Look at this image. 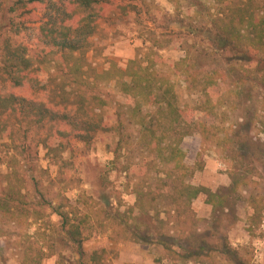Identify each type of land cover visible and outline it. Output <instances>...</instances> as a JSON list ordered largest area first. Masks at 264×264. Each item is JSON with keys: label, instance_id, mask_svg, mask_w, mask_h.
<instances>
[{"label": "trees", "instance_id": "obj_1", "mask_svg": "<svg viewBox=\"0 0 264 264\" xmlns=\"http://www.w3.org/2000/svg\"><path fill=\"white\" fill-rule=\"evenodd\" d=\"M136 1L139 0H0V18L5 21L0 25V141L7 148L3 164L8 172L6 186L0 192V222H30V217H26L29 210L22 192L21 172L23 165L36 156L38 148L45 150L50 160L67 167L69 163L62 155L70 141L93 149L99 135L109 134L117 138L113 149L115 161L136 153L142 157L141 180L134 186L135 202L128 209H104L86 195L79 196L75 206L67 203V210L55 209L61 230L79 258L78 264H104L107 254L84 250L87 231L106 235L117 243L153 245L168 257L185 258L170 244L161 227L173 219L178 240H196L199 220L194 202L204 196L212 213H219L229 200L220 190L187 182L204 170V163L198 155L194 168L187 167L182 143L197 131L204 137L210 130L203 121L194 120V114L212 117L225 104L224 98L231 104L238 100L244 81L255 82L252 76L264 74V16L250 12L246 3L229 8L226 14L209 11L211 53L207 56L214 58L216 67L212 70L201 67L206 54L196 50V44L194 50H186L179 60H162L151 47L145 65L133 61L124 70L113 65L106 74L116 81L126 102L115 110L112 121H105L101 114L95 113L108 105L95 93L98 83L95 79L87 81L77 63L66 66L62 56L83 57L93 46L92 38L106 8L110 7L118 19L127 20L136 8L133 5ZM167 1L174 5L178 2ZM36 12L42 14L41 18ZM192 23L190 28L195 26ZM48 57L60 64L58 68L64 77L55 89L51 88L49 77L38 74L42 69L34 64ZM159 64L167 65L169 74L160 71ZM238 73L244 79H235ZM172 76L206 100L191 110L180 107ZM228 81L229 91L225 94L219 88ZM91 103L98 109L89 108ZM245 134L236 130L227 132L222 143L227 148L233 142L237 158L245 159V154L252 150L263 154L260 141ZM152 171L155 178L150 183L148 175ZM239 176L230 173L235 193L239 187L250 184L247 177ZM247 203L252 210L247 232L252 234L263 221L264 197L250 195ZM159 207L170 209L167 217L161 218ZM37 220L34 218L29 226L37 224ZM226 242L223 249L227 257L235 256L237 264H246L239 257L240 251ZM27 250L21 264H41L42 254L33 257ZM200 250L203 251L202 247ZM186 258L195 259L191 255ZM197 258L199 264L209 259L207 255Z\"/></svg>", "mask_w": 264, "mask_h": 264}, {"label": "rangeland", "instance_id": "obj_2", "mask_svg": "<svg viewBox=\"0 0 264 264\" xmlns=\"http://www.w3.org/2000/svg\"><path fill=\"white\" fill-rule=\"evenodd\" d=\"M243 3H246L250 12L264 16V0H178L176 5L167 0H139L133 4L136 8L130 9L132 15L127 18L131 19L130 22L118 19L111 8L107 7L104 18L98 23V31L92 38L91 49L83 57L80 54L63 55V62L69 67L77 63L87 81L95 79L98 83L95 93L108 103L95 113L101 114L105 121H112L115 110L126 102L116 87V81L106 74L113 65L122 70L133 61L145 65L151 47H154L155 52L158 51L162 60H179L186 50H194L196 44V50L206 54L201 67L212 70L217 63L214 58L207 56L211 53L208 43L209 11L226 14L229 8H236ZM36 13L41 18L42 14ZM4 22L0 18V25ZM191 22L196 29L189 27ZM34 64L35 68L42 69L39 75L50 78L52 89L63 83L64 77L58 68L60 64L53 58L39 59ZM158 69L169 74L165 64H159ZM252 77L256 78L255 82L244 81L234 104L229 102L230 105L224 98L225 104L220 105L212 117H201L195 113L194 120L203 121L210 130H207L204 137L197 131L187 137L181 146L187 156V167L194 168L198 155L204 163V170L195 173L187 182L204 185L214 191L220 190L229 196L225 209L219 213H212L211 208L205 204L204 196L194 202L193 207L199 220L196 240H178L173 219L161 227L162 233L180 255H191L195 259L189 261L190 258L186 256L168 257L153 245L117 243L110 241L106 235L90 231L86 232L87 240L84 243L87 253L106 251L104 264H199V255L202 258L204 255L209 257L204 259L205 264H237L235 256L229 258L225 254L223 246L226 240L232 249L240 251L239 257L244 263L264 264V216L261 225L252 234L247 232L246 225L252 214L247 198L250 195L264 197V152L261 156L252 150L245 154V159L237 158L234 154L237 146L232 142L225 148L222 143L227 132L236 130L244 136L249 133L254 140L260 141L264 150V74ZM234 78L244 79L239 73ZM172 81L180 107L191 110L206 100L189 90L179 78L172 76ZM229 85V81L225 85L220 84L219 89L228 94L226 91ZM91 104L89 108L98 109L96 104ZM116 142L117 138L109 134L99 135L93 149H86L82 144L70 141L62 155L69 163L67 167L59 161L50 160L46 151L38 148L36 156L28 165H23L21 172L22 192L26 195L29 210L26 217H30V222H0V264H21L27 249L33 257L42 254L41 264L79 263L75 249L67 242L61 230L55 209L65 207L67 210V203L75 206L81 195L93 197L102 208L112 211H124L133 205L134 186L141 180L139 171L142 157L136 153L115 161L113 149ZM6 149L5 142L0 141V192L6 186L8 174L3 164ZM128 163L130 167H127ZM232 172L247 177L250 184L239 187L235 193L234 187H231ZM148 176L150 183H153L155 172H150ZM158 211L161 218H164L170 209L159 207ZM34 218L38 219L37 224L29 226ZM28 237L32 240H28ZM117 244L132 249L117 251L110 247ZM258 249L261 257L255 259ZM143 250L146 251L142 253Z\"/></svg>", "mask_w": 264, "mask_h": 264}, {"label": "crops", "instance_id": "obj_3", "mask_svg": "<svg viewBox=\"0 0 264 264\" xmlns=\"http://www.w3.org/2000/svg\"><path fill=\"white\" fill-rule=\"evenodd\" d=\"M204 186V185H203ZM212 190H214V189H212ZM110 247H113L115 250H117V251H123V250H125L126 248H130V249H132L131 247H126V246H124L123 244H117V245H111ZM139 248H140V246H138ZM142 247V246H141ZM146 250H143V251H141L142 253H144ZM139 260V259H138Z\"/></svg>", "mask_w": 264, "mask_h": 264}, {"label": "built area", "instance_id": "obj_4", "mask_svg": "<svg viewBox=\"0 0 264 264\" xmlns=\"http://www.w3.org/2000/svg\"><path fill=\"white\" fill-rule=\"evenodd\" d=\"M257 248H258V247H257ZM259 251H260V249H258V250L256 251V257H255V259H258V258L261 257V254H259Z\"/></svg>", "mask_w": 264, "mask_h": 264}]
</instances>
